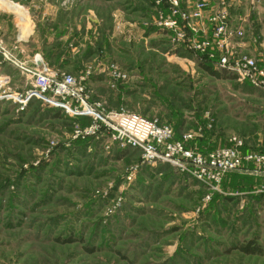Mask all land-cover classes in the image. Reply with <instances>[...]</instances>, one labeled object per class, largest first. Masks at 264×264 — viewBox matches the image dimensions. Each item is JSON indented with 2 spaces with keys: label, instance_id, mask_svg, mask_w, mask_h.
Returning a JSON list of instances; mask_svg holds the SVG:
<instances>
[{
  "label": "rangeland",
  "instance_id": "rangeland-1",
  "mask_svg": "<svg viewBox=\"0 0 264 264\" xmlns=\"http://www.w3.org/2000/svg\"><path fill=\"white\" fill-rule=\"evenodd\" d=\"M207 2L205 14L224 6L228 26L242 28L227 52L264 71V0ZM160 12L167 16L169 3L0 0V46L19 61L39 53L109 111L169 125L174 139L191 133L186 147L196 152L241 141V154H264V89L199 68L220 51L172 42L173 30L156 24ZM1 57L0 264H264V173H227L213 191L106 134L76 135L90 118L10 97L29 84ZM255 238L258 255L234 248Z\"/></svg>",
  "mask_w": 264,
  "mask_h": 264
},
{
  "label": "built area",
  "instance_id": "built-area-1",
  "mask_svg": "<svg viewBox=\"0 0 264 264\" xmlns=\"http://www.w3.org/2000/svg\"><path fill=\"white\" fill-rule=\"evenodd\" d=\"M153 1L156 4L166 2L170 5L169 14L164 17L160 12L156 24L173 30L172 42L185 41L186 49L192 51H220L217 60L213 62L208 59L215 69L231 72L237 81H246L264 89V71L256 66L253 57L243 54L236 58L235 53L232 55L227 52L231 45H235H229L228 42L240 37L242 28L231 29L228 26V13L224 6L205 14L207 0H197L190 11L178 9V0ZM222 4H225L224 0H221ZM205 20L209 21L210 28L204 26ZM199 32L203 35L201 41L195 38ZM0 50L2 60L24 75L29 84L19 93L8 92L9 96L22 103L29 99L42 100L57 107L64 114L90 118V126L83 130L76 128V135L82 137L106 134L121 148L138 149L141 161L167 162L200 180L213 191L220 189L222 179L227 173L244 171L241 169L247 168H251L249 171L253 173H264V154H241L236 147L241 145V141L237 144L234 142L235 145L228 148H216L207 154L196 152L186 147V142L192 138L191 133L174 139L173 129L169 125L158 124L156 120L122 110L109 111L99 101H89L86 89L79 81L70 74L52 71L39 53H34L30 60L19 61L12 52L1 46ZM111 68L112 74L119 76L113 65Z\"/></svg>",
  "mask_w": 264,
  "mask_h": 264
},
{
  "label": "trees",
  "instance_id": "trees-1",
  "mask_svg": "<svg viewBox=\"0 0 264 264\" xmlns=\"http://www.w3.org/2000/svg\"><path fill=\"white\" fill-rule=\"evenodd\" d=\"M161 32H163V31H161ZM203 58L204 59L197 60V62H198V67L201 68L202 70H204L206 73H208V74H210V75H212L218 79H226V78H232L234 80L236 79L234 74H232L230 72H226V70H218V69L215 70L212 63L208 59H206L205 57H203ZM123 149H126V148H122V150ZM69 239L75 240L74 237H69ZM56 240L63 242V240H60V239H56ZM234 248H236L239 252L246 254V255H251V254L258 255V254L262 253L260 246L257 244L256 238L243 241L241 244L236 245Z\"/></svg>",
  "mask_w": 264,
  "mask_h": 264
}]
</instances>
